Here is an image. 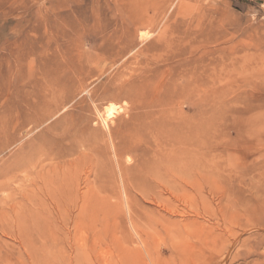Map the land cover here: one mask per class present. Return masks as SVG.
I'll return each mask as SVG.
<instances>
[{
  "label": "rangeland",
  "instance_id": "374dc122",
  "mask_svg": "<svg viewBox=\"0 0 264 264\" xmlns=\"http://www.w3.org/2000/svg\"><path fill=\"white\" fill-rule=\"evenodd\" d=\"M203 260L264 264V0H0V264Z\"/></svg>",
  "mask_w": 264,
  "mask_h": 264
},
{
  "label": "bare ground",
  "instance_id": "6f19581e",
  "mask_svg": "<svg viewBox=\"0 0 264 264\" xmlns=\"http://www.w3.org/2000/svg\"><path fill=\"white\" fill-rule=\"evenodd\" d=\"M49 52H50V50H49ZM51 53V52H50ZM68 82V81H67ZM67 84V83H66ZM57 92V91H56ZM120 109V107H118V105L117 104H115V103H109V104H107L106 106H105V108L103 109V113H101V115L103 114V119H104V122L106 123V119H108V118H112V117H114L115 116V113L118 111ZM40 110V109H39ZM35 112V111H34ZM42 112V111H41ZM40 112V113H41ZM32 113V112H31ZM40 117V115H36V116H32V115H30L29 117H27L28 119H27V121H35L36 119H38ZM214 156V155H213ZM205 162H204V164H205V166H206V159L204 160ZM213 161V163L211 162L209 165H207L206 166V170H204L205 171V173L203 174V176H202V179H203V181L205 182V184L206 185H210V183H215L217 180H216V178H217V172H218V170L219 169H217L215 166L213 167L211 164H215V160H212ZM202 163V162H201ZM207 163H209V162H207ZM204 168V167H203ZM41 170V169H40ZM212 174V175H211ZM239 179L240 180H242L243 179V177H239ZM38 186V185H37ZM43 187V186H42ZM35 188H39V187H34L33 188V186L31 185V186H29V188L27 189L28 190V193H27V195H26V197H25V201H24V203L25 204H28V207H27V211L29 212V214L31 213V215L34 217V219H36L37 220V218L40 216V212L38 211L39 209H42L45 205L46 206H48V207H50V209H51V211L53 212V214L56 216V218H62L63 217V219H64V216H66V217H70V218H74V217H76V218H81L82 216H84L85 214H89V213H87L86 211L88 210L89 211V209H87V208H89V203H90V196H89V193H82L80 196H79V198H77V196L76 195H73L74 194V192H73V194H70V193H67L65 190H60V189H58L57 188V186L56 187H54L53 189H49V191L45 194V199H44V197H43V199L41 198V196H40V198L39 197H34V195H33V193H35L34 192V190L33 189H35ZM69 190V189H68ZM40 191V190H39ZM38 191V192H39ZM41 191H43V188H42V190ZM79 191V190H78ZM212 191V190H211ZM225 194V193H224ZM79 195V194H78ZM228 196H229V194H228ZM227 196V197H228ZM201 197V196H200ZM207 197L205 196V197H203L201 200H202V204H201V207H203V209L205 210V211H207V213L209 214V215H213V216H215L214 217V219L216 218V216H218V214H220V211H219V213L217 212V210H216V208H213L212 210L209 208L211 205H209L208 204V201H207V199H206ZM211 198V197H210ZM47 202H46V201ZM45 201V202H44ZM200 202V201H199ZM198 202V203H199ZM230 202V201H229ZM220 203V202H219ZM92 206V205H91ZM199 206V205H198ZM218 205H216V207H217ZM230 207V206H229ZM45 208V207H44ZM192 208V207H191ZM208 208V209H207ZM47 210H48V208H46ZM190 209V208H189ZM197 209V208H196ZM202 209V208H201ZM202 209V210H203ZM210 209V210H209ZM231 209V208H230ZM233 209V208H232ZM45 210V209H44ZM43 209H42V211H44ZM198 210V209H197ZM200 210V209H199ZM198 210V211H199ZM192 212V211H191ZM48 213H51V212H49L48 211ZM194 213V212H193ZM201 212H199L198 214H200ZM47 214V213H46ZM208 214L207 215H205V216H208ZM222 214V213H221ZM223 214H225V212L223 213ZM43 215V214H42ZM50 215V214H49ZM53 215V216H54ZM190 215V214H189ZM193 216H194V214H192ZM201 215V214H200ZM235 216H236V213L234 214ZM51 216V215H50ZM221 216V215H220ZM219 216V217H220ZM224 217L226 216V214L225 215H223ZM65 217V218H66ZM208 217H211V216H208ZM41 217H39V219H40ZM213 218V217H212ZM223 218V217H222ZM227 218H230V215L228 214L227 215ZM233 218V217H232ZM231 218V219H232ZM235 218V217H234ZM233 218V219H234ZM237 218V217H236ZM204 219V218H203ZM216 219H218V218H216ZM225 219H226V217H225ZM233 219H232V221H233ZM206 220V219H205ZM222 220V219H221ZM229 220V219H228ZM181 221V220H180ZM196 221V220H195ZM231 220H230V222H232ZM189 222H191V221H189ZM197 222V221H196ZM195 222V223H196ZM199 222V221H198ZM219 222V221H218ZM217 222V223H218ZM221 222V221H220ZM229 222V221H228ZM186 223V222H185ZM184 223V224H185ZM193 221H192V223H190V224H192V226H193ZM202 223V222H201ZM209 223V222H208ZM211 223V222H210ZM214 223H216L215 221H214ZM187 224H189V223H187ZM189 224V225H190ZM197 224V223H196ZM224 224V223H223ZM201 225V224H200ZM216 225V224H215ZM220 225H221V223H220ZM228 225H230V224H228L227 223V227H228ZM172 226V225H171ZM191 226V225H190ZM205 226V225H204ZM213 227H214V225H212ZM211 226V227H212ZM218 226V227H217ZM225 227V224L224 225H222V227ZM201 227H203V226H201ZM31 228H33V226L31 227ZM166 228V227H165ZM169 228V227H168ZM208 228V227H207ZM216 228H219L220 230H221V227H219V225H216ZM228 228H230V227H228ZM227 229V228H226ZM196 230V229H195ZM213 230V229H212ZM218 230V229H217ZM223 230V229H222ZM225 230V229H224ZM228 230H230V229H228ZM173 231V230H172ZM191 231V230H190ZM211 231V230H210ZM226 231V230H225ZM193 232V231H192ZM206 232H207V230H206ZM215 233H216V230L214 231ZM217 232H219V231H217ZM221 232V231H220ZM203 233V232H202ZM211 233H213V232H211ZM206 234V233H205ZM208 234H210V232L208 233ZM219 234V233H218ZM212 235V234H211ZM214 236H215V238H216V235L215 234H213ZM212 235V236H213ZM221 235H222V233H221ZM54 237H55V235H54ZM213 238V237H212ZM220 239V237L218 236L217 237V239ZM211 238H209V240H210ZM22 240V239H21ZM20 240V241H21ZM207 240V239H206ZM204 241L205 242V245H203V246H205V248H208V246H211V245H208L209 244V242H207V241ZM212 240V239H211ZM221 240V239H220ZM217 241V240H216ZM236 241V240H235ZM231 242V241H230ZM243 242H245V241H243ZM214 243H215V240H214ZM232 243H234V241L232 242ZM24 244V243H23ZM231 244V243H230ZM215 245H218L217 243H215ZM215 245H213V247L214 248H216V249H212V248H209V249H204V250H214V251H216V252H221V249H218V247H219V245L218 246H215ZM221 246V245H220ZM212 247V246H211ZM204 248V247H203ZM228 248H230L229 247V244H228ZM202 250V252H203V249H201ZM210 250V251H211ZM218 250V251H217ZM223 252V258H222V260H223V262L226 260V257H227V254L225 253V252H227L228 253V251L226 250V251H222ZM201 254V253H200ZM207 257V256H206ZM205 257V258H206ZM204 258V259H205ZM204 262H203V264H212L211 262H209V261H205V260H203ZM219 261V260H218ZM220 262V261H219ZM227 263V262H226ZM220 264V263H219Z\"/></svg>",
  "mask_w": 264,
  "mask_h": 264
}]
</instances>
